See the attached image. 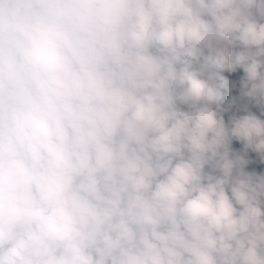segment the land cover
Wrapping results in <instances>:
<instances>
[{
    "label": "clouds",
    "instance_id": "clouds-1",
    "mask_svg": "<svg viewBox=\"0 0 264 264\" xmlns=\"http://www.w3.org/2000/svg\"><path fill=\"white\" fill-rule=\"evenodd\" d=\"M0 264H264V0H0Z\"/></svg>",
    "mask_w": 264,
    "mask_h": 264
}]
</instances>
